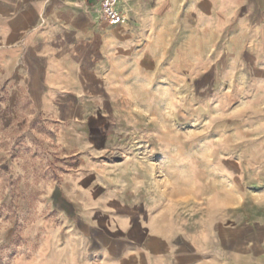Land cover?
I'll return each mask as SVG.
<instances>
[{
	"label": "rangeland",
	"instance_id": "obj_1",
	"mask_svg": "<svg viewBox=\"0 0 264 264\" xmlns=\"http://www.w3.org/2000/svg\"><path fill=\"white\" fill-rule=\"evenodd\" d=\"M101 21L103 42L47 54L42 76L0 70V264H95L105 225L121 224L111 200L198 215L199 230L245 196L260 203V128L247 125L260 93H218L205 46L198 61L162 45L137 61Z\"/></svg>",
	"mask_w": 264,
	"mask_h": 264
},
{
	"label": "crops",
	"instance_id": "obj_2",
	"mask_svg": "<svg viewBox=\"0 0 264 264\" xmlns=\"http://www.w3.org/2000/svg\"><path fill=\"white\" fill-rule=\"evenodd\" d=\"M99 1L0 0V70H18L23 62L39 77L47 54L62 61L90 39L103 42ZM120 9L127 20L116 27L118 45L134 50L135 60H150L152 46L162 45L175 47L172 60L198 61L205 46L209 61L222 67L218 93H260V120L247 122L260 128V203L245 196L227 205L211 228L199 230L198 215L185 220L174 209L147 206L143 213L123 211L122 202L111 200L121 224L105 225L112 242L93 262L264 264V0H124ZM231 163L225 170L233 181ZM238 184L243 192L242 180Z\"/></svg>",
	"mask_w": 264,
	"mask_h": 264
},
{
	"label": "built area",
	"instance_id": "obj_3",
	"mask_svg": "<svg viewBox=\"0 0 264 264\" xmlns=\"http://www.w3.org/2000/svg\"><path fill=\"white\" fill-rule=\"evenodd\" d=\"M124 0H100L97 11L102 19L109 21L113 25H123L126 23L125 14L120 9V4Z\"/></svg>",
	"mask_w": 264,
	"mask_h": 264
}]
</instances>
